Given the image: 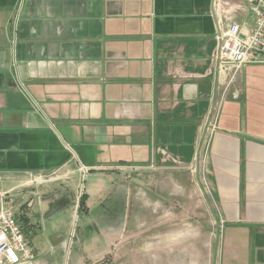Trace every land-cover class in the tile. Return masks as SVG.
Listing matches in <instances>:
<instances>
[{
    "label": "crops",
    "instance_id": "obj_1",
    "mask_svg": "<svg viewBox=\"0 0 264 264\" xmlns=\"http://www.w3.org/2000/svg\"><path fill=\"white\" fill-rule=\"evenodd\" d=\"M228 18L254 23L247 0H0V190L27 234L58 188L33 178L71 170L112 213L124 174L170 166L207 184L219 264H264V53L218 69Z\"/></svg>",
    "mask_w": 264,
    "mask_h": 264
},
{
    "label": "rangeland",
    "instance_id": "obj_2",
    "mask_svg": "<svg viewBox=\"0 0 264 264\" xmlns=\"http://www.w3.org/2000/svg\"><path fill=\"white\" fill-rule=\"evenodd\" d=\"M195 173L158 166L124 174L114 212L104 201L88 215L81 197L89 180L81 185L71 170L31 179L58 187L46 217L35 208L31 264H219L222 221ZM23 205L14 202L15 212Z\"/></svg>",
    "mask_w": 264,
    "mask_h": 264
},
{
    "label": "built area",
    "instance_id": "obj_3",
    "mask_svg": "<svg viewBox=\"0 0 264 264\" xmlns=\"http://www.w3.org/2000/svg\"><path fill=\"white\" fill-rule=\"evenodd\" d=\"M247 1L254 17L250 30L243 32L234 18L221 21L218 26L214 57L218 69L235 73L245 65L263 62L260 55L264 52V0ZM217 114L218 110L206 123L211 132L216 127ZM7 198V193L0 190V264H31L35 260L34 248Z\"/></svg>",
    "mask_w": 264,
    "mask_h": 264
},
{
    "label": "trees",
    "instance_id": "obj_4",
    "mask_svg": "<svg viewBox=\"0 0 264 264\" xmlns=\"http://www.w3.org/2000/svg\"><path fill=\"white\" fill-rule=\"evenodd\" d=\"M80 207H81V205H80Z\"/></svg>",
    "mask_w": 264,
    "mask_h": 264
}]
</instances>
